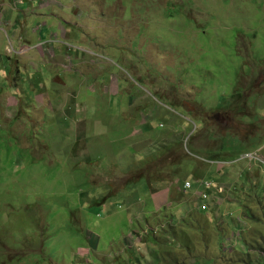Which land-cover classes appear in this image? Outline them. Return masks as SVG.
Wrapping results in <instances>:
<instances>
[{"label":"rangeland","instance_id":"rangeland-1","mask_svg":"<svg viewBox=\"0 0 264 264\" xmlns=\"http://www.w3.org/2000/svg\"><path fill=\"white\" fill-rule=\"evenodd\" d=\"M28 1L0 31V264L262 263L236 188L260 178L240 141L264 154V0ZM205 180L226 217L187 213Z\"/></svg>","mask_w":264,"mask_h":264},{"label":"clouds","instance_id":"clouds-1","mask_svg":"<svg viewBox=\"0 0 264 264\" xmlns=\"http://www.w3.org/2000/svg\"><path fill=\"white\" fill-rule=\"evenodd\" d=\"M50 1H55V3L56 4H58V6L59 7H61V6H63V4H61V3H57L58 1L57 0H49V2ZM220 149V148H219ZM217 152V151H216ZM216 152L215 153H213V152H211L212 154H210V159H212V160H215V161H218V162H220V163H222V164H229V165H231L232 163H237V162H239V161H241V159L240 160H231V162H226V160L224 159V158H219L217 155H216ZM211 157H213V158H211ZM246 158H252V160H255V162H250V161H247L248 163H249V165H254L255 166V163H257V162H261L263 165H264V154H263V151L261 150V149H259V150H256V151H254V152H252V153H249V154H244V157L242 158V161H246ZM225 166V165H224ZM264 167V166H263ZM261 169H262V167H261ZM263 172L261 173V174H264V169L262 170ZM257 172H258V170H257ZM241 182V181H240ZM188 184H190V187H188ZM201 184L203 185V189H195V185L191 182V181H187L186 182V184H185V189H184V191L185 192H193V197H194V200L195 201H193L194 202V204L196 205V208L195 209H192V210H190V211H188L187 213H190V214H192V213H197V214H199L200 215V218L202 217L201 215H203V213L205 212V211H211V212H216V214H218L217 213V211L216 210H214L215 208L217 209V208H219V213L221 214V212H220V210L221 209H224L225 211H228V210H230V208L228 209L227 207H225V206H223L222 205V200L224 199V197L226 196V194L229 192V190H231V188L228 190V188L227 189H224L225 190V192H224V196H219V194H218V192H217V190H216V185H215V182H213V181H211V180H205V181H203V182H201ZM209 184V185H208ZM241 185H243V182H241ZM246 188H247V186H246ZM237 189V188H236ZM263 189H264V184H263ZM205 195H207V197H205ZM238 199H239V201H240V204H239V207L240 206H242V204L243 203H245L246 205H248V206H252V205H250V204H248V201H251V202H253L252 200H249L248 199V195H241L240 196V194H239V196H238ZM221 203V205L220 206H218V203ZM243 207V206H242ZM244 208H242L241 210H237L238 211V213L237 214H239L240 215V213L243 211V213H245L244 212V210H243ZM223 216H225L226 217V214L224 213V214H222ZM181 216H182V214H181ZM241 216H243V214H241ZM244 217V216H243ZM184 218V217H183ZM190 217H185L184 219L185 220H187V219H189ZM205 219V218H204ZM191 220V219H190ZM233 220H235V217L233 216ZM193 221V220H192ZM215 226L216 227H218L217 226V224H215ZM163 230H165V227L163 228ZM134 232L135 231H133L132 233H131V235L133 234L134 235ZM148 234H150V232H148ZM131 235H128V236H131ZM195 235V232H194V234L193 235H191V236H194ZM127 236V237H128ZM140 238H142V239H144V236H142V237H140ZM156 238V237H155ZM196 238V237H195ZM220 238H221V234H220ZM222 239V238H221ZM1 240H2V238H0V246L2 247V249H3V243L1 242ZM156 240H159V239H157L156 238ZM127 241H128V239H126V242H125V250H127L128 251V249L130 248L129 246H128V244H127ZM223 241H224V237H223ZM224 243V242H223ZM162 242H157V246L160 248V247H162ZM220 245V244H219ZM185 247H186V245H185ZM9 250V248H7L6 249V252ZM131 250L133 251V254L134 255H137V256H139V257H142L143 259H144V255L142 254V253H139L138 251H135L133 248H131ZM183 250V248H181V251ZM126 251V252H127ZM247 252V251H246ZM124 254V253H123ZM122 256V255H121ZM192 256L193 257H195L194 259V262H192V264H201L202 262H205L206 264H214L215 262H214V260H211V259H209V258H206V257H199V256H197L196 254H194V251H193V253H192ZM191 256V257H192ZM155 257H157V254H156V256ZM157 259H158V264H172V261L174 260V259H171V258H169V257H167V256H163V259L161 258V255L158 253V257H157ZM4 261H2V263H3ZM143 263L144 264H153L152 263V260H150V261H147V260H143ZM175 263L176 264H185L184 262H183V259L181 260V259H177V261H175ZM15 264H34V261H31L30 259H28V258H25L22 262H16Z\"/></svg>","mask_w":264,"mask_h":264},{"label":"trees","instance_id":"trees-1","mask_svg":"<svg viewBox=\"0 0 264 264\" xmlns=\"http://www.w3.org/2000/svg\"><path fill=\"white\" fill-rule=\"evenodd\" d=\"M239 141H240V139H239ZM223 142L224 143L221 144L220 150L225 152V150L227 148V146H226L227 140L224 139ZM240 143L243 145V147L240 149V151H242L241 153L249 154V153L256 151V150L248 149L247 148L248 145L243 143L242 141H240ZM216 155L218 156V154H216ZM225 155H226V152H225ZM224 157H222V158H224ZM219 158H221V157H219ZM257 166L259 167V172H257V175L260 177L259 180H257L256 183H254L255 180L253 179V174L248 175L246 180L242 179L243 185H240L241 186L240 190L236 189V191L240 194V196L241 195H248V199L253 200V203L259 204L258 206H260L264 212V189H263V185H260V184H262V182H264V174H261L263 172L261 167H263L264 165L261 162H257V163H255L256 169H257ZM245 186H247V188ZM258 188L259 189L261 188L262 191H260ZM239 194H238V196H239ZM242 206L244 208L243 210H244L245 215L247 217H249L250 219L255 217L256 210L254 209L253 205L248 206L245 203H243ZM221 214H223V213H221ZM201 216H202L201 218H205V219H209V220H213L216 217H218L216 212H211V211H205L203 213V215H201ZM263 223H264V220H263ZM215 224H217V226L219 228V222H216ZM219 234H221L220 231H219ZM224 240H225V238H224ZM185 245H186V243L184 242V244L182 245L181 248H184ZM248 245L249 244L244 241V247L246 248V251H248V249H247ZM263 248L264 247L258 248L259 249L258 251L262 250ZM260 264H264V260Z\"/></svg>","mask_w":264,"mask_h":264},{"label":"crops","instance_id":"crops-1","mask_svg":"<svg viewBox=\"0 0 264 264\" xmlns=\"http://www.w3.org/2000/svg\"><path fill=\"white\" fill-rule=\"evenodd\" d=\"M35 2L29 3L28 0H21L18 2V5H20L19 7L21 8L18 9V7L12 4V0H0V31L3 29L1 27H4V26L9 27L10 25L8 21L7 22L4 21L5 17L7 19H13L17 16H25V17L36 16L35 14L36 9L41 8V6L37 7ZM44 2H46L48 7H50L49 5L50 3H55V1L49 2V0H46ZM60 16H64V15H60ZM64 17H66V13Z\"/></svg>","mask_w":264,"mask_h":264},{"label":"built area","instance_id":"built-area-1","mask_svg":"<svg viewBox=\"0 0 264 264\" xmlns=\"http://www.w3.org/2000/svg\"><path fill=\"white\" fill-rule=\"evenodd\" d=\"M209 185V184H208ZM188 187H190V184H188ZM205 197H207V195H205Z\"/></svg>","mask_w":264,"mask_h":264}]
</instances>
